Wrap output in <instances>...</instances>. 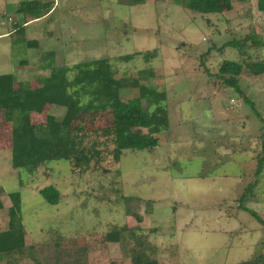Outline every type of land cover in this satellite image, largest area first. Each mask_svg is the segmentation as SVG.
<instances>
[{
  "label": "rangeland",
  "instance_id": "rangeland-1",
  "mask_svg": "<svg viewBox=\"0 0 264 264\" xmlns=\"http://www.w3.org/2000/svg\"><path fill=\"white\" fill-rule=\"evenodd\" d=\"M22 1L29 12L18 11ZM29 1L0 0V74H14L15 89L42 85L47 52L58 66L107 57L116 78L137 83L120 100L138 97L142 84L163 91L169 125L156 147L124 150L118 162L106 141L95 168L72 171L60 159L30 173L11 165L10 115L0 110V231L8 193L20 192L27 248L13 264H66L55 250L81 264H264V73L243 72L235 89L219 72L225 60L244 71L264 62L257 0H220L221 11L207 14L182 0ZM64 112L46 105L26 117L40 123ZM50 184L57 205L38 193ZM113 233L118 240H106Z\"/></svg>",
  "mask_w": 264,
  "mask_h": 264
},
{
  "label": "trees",
  "instance_id": "trees-1",
  "mask_svg": "<svg viewBox=\"0 0 264 264\" xmlns=\"http://www.w3.org/2000/svg\"><path fill=\"white\" fill-rule=\"evenodd\" d=\"M33 1L37 2H29ZM138 2L142 1L128 0V3ZM182 3L188 9L202 14L221 11L220 0H182ZM23 4L22 1L19 12L27 10ZM48 4L45 2L47 9L42 16L50 12ZM257 8L264 12V0H257ZM28 45H31L30 42ZM47 54L51 57L44 66L49 69V76L40 78L42 85L38 87L15 89L14 74H0V110H8L10 115L11 165L14 169L32 173L48 161L64 159L70 163L72 171L84 172L95 168L102 161L106 141L113 144L109 155L115 162L120 161L124 150H151L157 146L158 134L167 130L169 125L168 110L161 104L165 99L163 91L142 84L138 97L124 102L120 100V90L137 83L132 80L127 84L116 78L107 57L78 62L72 66H58L52 61L53 53ZM131 57V54L125 56L126 59ZM246 66L244 71L242 64L225 60L219 69L220 76L228 74L226 78L223 76L224 82L236 89V76L243 72L249 76L264 73L262 61L250 62ZM70 73H73L72 77ZM142 99L146 100V106ZM46 105L63 107V117L57 119L53 115H46L44 122H28L27 112L40 114ZM100 117L108 118L111 124L101 128L86 124L88 121L93 124ZM135 128L146 131H133ZM38 193L50 205H57L60 201L58 189L51 184L41 188ZM8 197L11 205L8 207L7 229L0 231V261L13 264L12 258L15 255L23 256L27 248L20 214V192H10ZM1 208L3 203L0 199ZM251 213L259 221L262 220L256 212ZM106 240L117 241L118 236L107 234ZM53 253L65 259L66 264H81L79 256H67L60 250ZM235 264L260 262L251 258Z\"/></svg>",
  "mask_w": 264,
  "mask_h": 264
},
{
  "label": "crops",
  "instance_id": "crops-1",
  "mask_svg": "<svg viewBox=\"0 0 264 264\" xmlns=\"http://www.w3.org/2000/svg\"><path fill=\"white\" fill-rule=\"evenodd\" d=\"M2 24H4V22H2ZM25 24V23H24Z\"/></svg>",
  "mask_w": 264,
  "mask_h": 264
}]
</instances>
